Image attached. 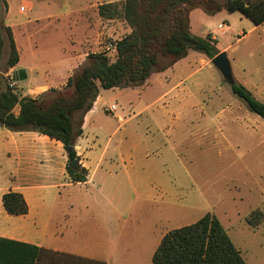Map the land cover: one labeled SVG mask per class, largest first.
<instances>
[{
    "label": "rangeland",
    "instance_id": "obj_1",
    "mask_svg": "<svg viewBox=\"0 0 264 264\" xmlns=\"http://www.w3.org/2000/svg\"><path fill=\"white\" fill-rule=\"evenodd\" d=\"M88 1L12 3L16 11L21 6L31 9L20 16L24 21L26 17H55L38 24L44 27L38 40L40 49L55 57L69 34L81 37L83 25H92L90 53L105 52L109 40H119L129 32V27L119 20L100 27L99 3L106 4L108 0L83 11ZM119 1L122 0L116 2ZM7 11L0 0V19L4 23ZM190 21L194 35L203 37L205 26L218 37V50L227 48L234 83L252 81L255 98L264 103V23L255 25L239 11L234 15L223 11L220 17L213 18L201 9L190 13ZM219 23L232 29L227 34V28L219 31ZM16 37L18 45H22L19 32ZM95 38L100 45H94ZM8 55L6 48L0 64L3 74ZM22 58L34 65L24 51ZM167 63L163 60V64ZM6 76L11 78V74ZM35 79L34 74V83L17 82L18 88L27 91L28 84L38 83ZM160 80L149 87L128 88L119 96L120 89H101L106 102L89 138L95 141L97 150L110 145L108 161L112 159V169L106 168V176L105 168L99 173L101 190L92 186L85 189L91 202L90 238H98L101 223L117 218L125 230L117 256L131 242L137 243L135 248L142 246L141 239L126 237H137L145 231L150 243L140 253L147 264L151 241L155 243L169 231L211 213L219 219L246 264H264V120L233 94L231 83L212 60L197 51L190 50ZM111 104L117 106L115 116L120 120L105 110ZM72 195L78 196L75 188ZM114 204L122 206V218L114 213ZM256 210L262 220L254 227L248 218Z\"/></svg>",
    "mask_w": 264,
    "mask_h": 264
},
{
    "label": "trees",
    "instance_id": "obj_2",
    "mask_svg": "<svg viewBox=\"0 0 264 264\" xmlns=\"http://www.w3.org/2000/svg\"><path fill=\"white\" fill-rule=\"evenodd\" d=\"M3 3L8 8L7 1ZM195 9L209 16L223 10L239 11L255 25L264 23V0H122L101 4L98 15L102 22L119 20L130 28L116 41L114 60L106 52L89 53L63 89H51L37 98L15 92L6 73H0V126L12 132H38L73 148L68 153V178L70 183H85L88 171L81 166L72 168L69 163L78 159L75 146L84 133V118L101 89L141 87L154 73L164 72L185 59L190 50L208 60L220 54L211 35L192 33L190 13ZM6 48L7 70L14 69L20 61L19 51L12 28L0 19V64ZM163 60L168 63L163 64ZM231 89L250 112L264 120V103L244 84L234 83ZM17 106L20 112L15 115ZM3 206L11 216H23L29 211L23 195L13 191L3 196ZM261 220L262 214L256 210L248 223L257 227ZM152 260L153 264H246L219 219L211 213L165 234ZM0 264L106 263L0 237Z\"/></svg>",
    "mask_w": 264,
    "mask_h": 264
},
{
    "label": "crops",
    "instance_id": "obj_3",
    "mask_svg": "<svg viewBox=\"0 0 264 264\" xmlns=\"http://www.w3.org/2000/svg\"><path fill=\"white\" fill-rule=\"evenodd\" d=\"M100 1L102 0L88 1V5L83 11L90 9L91 6L94 7ZM116 1L108 0L105 3ZM7 3L8 11L5 24L13 30L20 61L14 69L6 70L5 75L12 74L18 69H24L27 74L26 80L29 83L30 81L34 83V74L37 75L35 80L38 83L28 84L30 86L26 87L27 91L19 89L16 84V89L22 96L37 98L51 89H63L73 73L85 63L89 51L93 48L92 25L86 27L83 25L79 38L69 34L64 43L57 48L58 54L53 57V55L40 49L38 40L44 32V27L38 26V24L55 17L51 15L26 17L27 21H24L20 16L25 15L27 10L31 9L21 6L16 11L12 0H7ZM223 11L210 17H220ZM226 17L229 18V16ZM98 23L101 27V25L112 22L99 21ZM220 25L222 23L218 24L217 29L223 31L227 28L226 34L232 29L230 26H223L220 29ZM16 32H19V36L23 40L22 45H18ZM203 32V37L211 35L218 43V37L211 30H207V27L203 26ZM100 44L95 38L94 45ZM226 50L227 48L219 49L220 53L226 52ZM23 51L26 52V56L28 54L30 58L32 57L31 60L34 65H30L28 60H23ZM164 72L154 73L143 86L149 87L152 82H160V76ZM0 73L3 72L0 70ZM242 84L253 95H256L252 81L244 80ZM125 90L120 89L117 96ZM105 102L104 93L100 90L92 110L84 118V133L77 140L75 146L80 161L79 166L88 171V178L85 183H70L66 172L68 153L62 143L38 132H12L0 126V237L34 244L55 252L103 261L106 264H144L140 251L145 250L150 243L147 232L142 231L141 235L137 237L128 235L126 237L128 240L141 239L143 244L139 248H135L138 247L137 243L131 242L129 247L124 246L120 250L122 252L118 256L119 241L125 237L123 234L125 230L123 227L121 228L117 218L101 223L98 238H90L89 236L92 226L89 220L91 202L90 195L88 196L85 189L88 190V187L92 186L101 190L103 181L97 183L99 173L105 168L103 175L106 176L107 169H112V159L110 158L108 161L110 145L97 150L95 141L89 138V132L93 130L95 120L101 114ZM19 112L20 108L17 106L14 109V114L18 115ZM114 117L120 120L118 115ZM74 188L77 191V197L72 195ZM11 191L23 195L29 207L28 214L11 216L5 211L3 196ZM112 206L115 209L114 213H118L122 218V206L115 204ZM163 237L155 243L151 241L152 247L151 245L149 247L151 250L150 260L147 255V264H153V255Z\"/></svg>",
    "mask_w": 264,
    "mask_h": 264
},
{
    "label": "water",
    "instance_id": "obj_4",
    "mask_svg": "<svg viewBox=\"0 0 264 264\" xmlns=\"http://www.w3.org/2000/svg\"><path fill=\"white\" fill-rule=\"evenodd\" d=\"M213 65L221 72L222 76L232 84H234V78L232 73L231 63L227 57L226 52L220 53L212 60ZM12 80L15 82H22L26 80L27 74L24 69H18L11 74ZM67 153L71 152L73 148L65 147ZM79 159L74 160L69 163L72 168H77L79 166Z\"/></svg>",
    "mask_w": 264,
    "mask_h": 264
},
{
    "label": "built area",
    "instance_id": "obj_5",
    "mask_svg": "<svg viewBox=\"0 0 264 264\" xmlns=\"http://www.w3.org/2000/svg\"><path fill=\"white\" fill-rule=\"evenodd\" d=\"M223 26H224V25H220L219 28L221 29V28H223ZM104 49H105V52H106V53H108V54L110 53L111 56L114 57V56L117 54V51H116V41H114V40H109V41L107 42V44H106V46H105ZM102 52H103V51H102ZM16 84H17V82L13 81V80H12V77H11V78L9 77V85H10V88L14 89L15 92H17ZM17 93H18V92H17ZM106 110H107L110 114H112V115L115 116V112H117V106H116L115 104H112V105L108 106V107L106 108Z\"/></svg>",
    "mask_w": 264,
    "mask_h": 264
}]
</instances>
